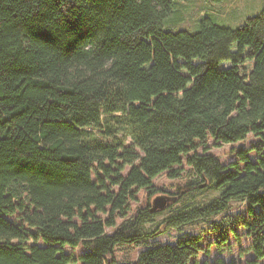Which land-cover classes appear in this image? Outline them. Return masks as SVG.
I'll list each match as a JSON object with an SVG mask.
<instances>
[{
  "label": "trees",
  "instance_id": "obj_1",
  "mask_svg": "<svg viewBox=\"0 0 264 264\" xmlns=\"http://www.w3.org/2000/svg\"><path fill=\"white\" fill-rule=\"evenodd\" d=\"M174 12L175 0H0V264H122L125 245L142 248L127 264H264V9L196 32L167 29ZM211 142L242 145L225 163ZM182 165L220 195L155 229L149 203L128 219L138 192H166L154 179ZM213 247L251 256L199 261Z\"/></svg>",
  "mask_w": 264,
  "mask_h": 264
},
{
  "label": "rangeland",
  "instance_id": "obj_2",
  "mask_svg": "<svg viewBox=\"0 0 264 264\" xmlns=\"http://www.w3.org/2000/svg\"><path fill=\"white\" fill-rule=\"evenodd\" d=\"M263 9L264 0H175V12L170 16V18H166L165 26L167 29L173 31L196 32L199 30L201 21L208 17L219 25L236 28L242 25L248 17L256 15ZM255 140L256 139L254 137L250 136L247 141H245V143L248 144L249 142ZM241 145L242 143H236L234 145H213V142H211L208 146L209 148L207 152L217 155L222 162L227 163L231 159L233 160L232 148H239ZM199 151L203 152L202 149H199ZM181 168L183 169L181 171V176L177 179L170 178L166 176V174H162L158 178L154 179V184L166 192H160L149 196L146 191L140 190L136 195V200L131 203V214L128 216V219L135 217L138 210L145 208L148 203L150 204V208H154V201L156 199L166 197V207L162 210H155L158 211L157 215L155 216V222H153L151 225L147 224L146 226L147 228L155 229L165 217L189 208L187 206L206 204L220 195L221 191L216 187L211 186L206 188L208 183H203L201 181L202 179H198L199 177L189 166L182 165ZM194 183L201 184V187H199L195 193L189 196V194H187V187H189V184L193 185ZM187 184L188 186H184ZM177 187L182 188L179 195L174 194ZM179 199H184V203L177 202ZM185 203H187L186 206ZM231 206L233 207L231 213L237 212V210H241V208L244 206V202L234 200L231 202ZM10 221H12V219ZM121 222L122 221L118 219V224ZM206 225L207 224L204 222H197L193 225H184L182 230H179L178 228H172L159 235L158 240L160 242H175L183 233H193L195 231L198 232L203 229V227H206ZM112 231L113 230H110V233ZM201 241L202 243L207 244L206 238H202ZM31 244H33V242H31ZM39 244L43 245V242L39 241ZM246 245L247 240L244 239L242 242V247H246ZM140 250L142 251V248H133L128 245L119 246L116 248L114 255L120 263L127 264L136 261ZM229 251L225 248L218 250L217 248L213 247L210 251L211 255L207 257V254L205 253L201 254L199 261L206 260L214 262L220 257V259L224 260H230V257L235 259L241 258V260L244 261L251 256L249 253H240L237 247H234ZM193 263L194 258L191 261V264Z\"/></svg>",
  "mask_w": 264,
  "mask_h": 264
},
{
  "label": "water",
  "instance_id": "obj_3",
  "mask_svg": "<svg viewBox=\"0 0 264 264\" xmlns=\"http://www.w3.org/2000/svg\"><path fill=\"white\" fill-rule=\"evenodd\" d=\"M166 205H167L166 197L156 199L154 201V208H152V211H155L157 209L162 210L166 207Z\"/></svg>",
  "mask_w": 264,
  "mask_h": 264
}]
</instances>
